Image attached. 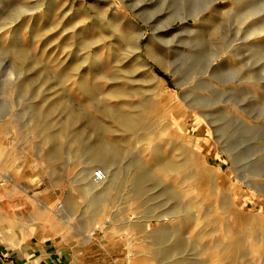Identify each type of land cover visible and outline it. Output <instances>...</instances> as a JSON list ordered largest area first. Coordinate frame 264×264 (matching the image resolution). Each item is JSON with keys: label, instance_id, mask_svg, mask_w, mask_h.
<instances>
[{"label": "rangeland", "instance_id": "1", "mask_svg": "<svg viewBox=\"0 0 264 264\" xmlns=\"http://www.w3.org/2000/svg\"><path fill=\"white\" fill-rule=\"evenodd\" d=\"M8 188L106 264H264V0H0Z\"/></svg>", "mask_w": 264, "mask_h": 264}, {"label": "crops", "instance_id": "2", "mask_svg": "<svg viewBox=\"0 0 264 264\" xmlns=\"http://www.w3.org/2000/svg\"><path fill=\"white\" fill-rule=\"evenodd\" d=\"M25 206L16 190H0V264H106L103 242L71 234L47 205L32 204L28 215Z\"/></svg>", "mask_w": 264, "mask_h": 264}, {"label": "bare ground", "instance_id": "3", "mask_svg": "<svg viewBox=\"0 0 264 264\" xmlns=\"http://www.w3.org/2000/svg\"><path fill=\"white\" fill-rule=\"evenodd\" d=\"M103 172V177L101 179H95L94 169L92 167H89L81 179H84L87 184V191L96 190L98 191L102 196L104 194L108 193L110 188L113 186L114 183V175H111L110 171L106 168L101 166L100 169Z\"/></svg>", "mask_w": 264, "mask_h": 264}, {"label": "built area", "instance_id": "4", "mask_svg": "<svg viewBox=\"0 0 264 264\" xmlns=\"http://www.w3.org/2000/svg\"><path fill=\"white\" fill-rule=\"evenodd\" d=\"M95 179H101L103 177V172L100 169L94 171L93 174Z\"/></svg>", "mask_w": 264, "mask_h": 264}]
</instances>
